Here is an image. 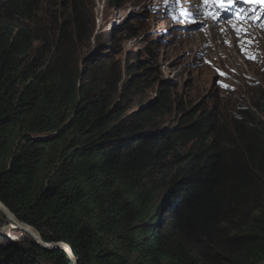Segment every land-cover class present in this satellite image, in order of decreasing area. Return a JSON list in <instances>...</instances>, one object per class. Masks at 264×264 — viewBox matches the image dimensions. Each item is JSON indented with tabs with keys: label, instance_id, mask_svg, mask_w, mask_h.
<instances>
[{
	"label": "trees",
	"instance_id": "1",
	"mask_svg": "<svg viewBox=\"0 0 264 264\" xmlns=\"http://www.w3.org/2000/svg\"><path fill=\"white\" fill-rule=\"evenodd\" d=\"M39 2L0 0V202L75 264H261L264 94L237 115L181 111L165 82L135 74L141 55L125 69L99 55L102 37L134 30L97 33L83 54L92 0H58L47 18ZM172 112L176 123L159 126ZM10 224L0 212V233ZM17 238L0 234V264L70 263Z\"/></svg>",
	"mask_w": 264,
	"mask_h": 264
},
{
	"label": "rangeland",
	"instance_id": "2",
	"mask_svg": "<svg viewBox=\"0 0 264 264\" xmlns=\"http://www.w3.org/2000/svg\"><path fill=\"white\" fill-rule=\"evenodd\" d=\"M108 1L92 0L96 29L90 39L91 44L83 49V54H87L93 44H100L97 43L96 33L124 25L134 30L136 35L116 39L114 43L102 37L104 45L99 49V55L109 56L114 64L124 69L126 56L130 55L129 57L132 58V53L141 55L145 65L135 74L145 73L144 80H166L165 85L171 89L173 102L180 106L181 111L190 110L196 105L199 108L206 104L212 109H217L224 116L237 115L238 103L251 104L256 95L264 94V58L261 64V61L256 63L245 61L239 55L235 44L231 46L222 41V37H225L226 41H229V38L223 33L220 34L217 27L212 29L214 33L212 42L211 38H207L198 27L186 26L185 19H176L173 13L172 16L171 9H162L164 13L162 15L160 0H110L111 5H108ZM57 2L58 0H40L38 15L47 18L50 13L55 14ZM178 4L190 5L187 0H178ZM198 33L204 34L203 37L202 35L198 37ZM194 34L202 42L196 37L192 38ZM193 41L197 43L194 46ZM212 43H215V46ZM215 47L217 52L214 50ZM261 48L264 52V38L261 41ZM205 57H209L221 68L229 66L233 71L238 70L236 71L238 74H235L233 79L224 80L233 89L224 90L217 85L216 81L222 78L212 67L203 62ZM133 61L132 59L129 62ZM79 68L83 70L81 62ZM248 75L252 77L250 83L246 79ZM131 77L124 73V79ZM235 85L236 89H234ZM156 89H158L157 82L145 89L144 94L137 99L139 106L155 99ZM179 115L177 112L164 115L158 120L159 126H173ZM9 222L11 230L8 228L6 233L0 234H5L8 240L18 239L20 231L24 230ZM0 241L5 242L4 239ZM261 264H264V260Z\"/></svg>",
	"mask_w": 264,
	"mask_h": 264
},
{
	"label": "clouds",
	"instance_id": "3",
	"mask_svg": "<svg viewBox=\"0 0 264 264\" xmlns=\"http://www.w3.org/2000/svg\"><path fill=\"white\" fill-rule=\"evenodd\" d=\"M187 1L190 5L181 6L178 4V0L171 2L160 0V11L164 15L162 9H171L172 12L170 10V13H173L176 19H185L184 25L186 26L198 27L202 33L206 34L207 38H211L210 41L212 42L214 38L212 29L217 27L220 34L223 33L229 38V41H226V38L221 36L222 41L231 46L235 44L239 55L245 61L253 63L261 61L260 64L263 63L264 52L261 48V41L264 38V0H233L231 4L226 6H221L215 0H208L207 3L204 0ZM212 44L215 46V43ZM214 50L217 52L216 47ZM203 62L210 68L212 67L217 75L222 78L216 81L220 88L224 90L233 89L224 80L233 79L235 74H238L236 72L238 70L233 71L229 66L226 68L216 66L209 57H205ZM246 79L249 83L252 81V77L249 75ZM161 82H166V80H161ZM234 89H236V85Z\"/></svg>",
	"mask_w": 264,
	"mask_h": 264
},
{
	"label": "water",
	"instance_id": "4",
	"mask_svg": "<svg viewBox=\"0 0 264 264\" xmlns=\"http://www.w3.org/2000/svg\"><path fill=\"white\" fill-rule=\"evenodd\" d=\"M151 102V101H150ZM149 102V103H150ZM148 103V104H149ZM146 105V104H145ZM144 107V105L142 106ZM1 207H3L4 209H2ZM0 212L9 220L11 221L15 227L17 228H20L22 230H24L25 232L28 233V235L39 245L41 246L44 250L46 251H53V250H56V249H60L62 251H64L67 255H68V258L70 260V263L73 261V264L76 263V259L74 258L72 252H71V249L70 247L63 243V242H54V243H45L42 241L41 238L39 239H36L31 233H29V231L27 229H25L24 227H22L21 225H25L26 227L28 228H31V226L27 225V224H23L22 222H20L1 202H0ZM32 229V228H31ZM36 231V230H35ZM39 235V234H38ZM40 237V235H39Z\"/></svg>",
	"mask_w": 264,
	"mask_h": 264
},
{
	"label": "bare ground",
	"instance_id": "5",
	"mask_svg": "<svg viewBox=\"0 0 264 264\" xmlns=\"http://www.w3.org/2000/svg\"><path fill=\"white\" fill-rule=\"evenodd\" d=\"M210 32H211V30H210ZM200 35H202V37H203V35L204 34H202V33H198V37H200ZM196 37V35L194 34V36L192 37V38H195ZM198 37H196L198 40H200V42H202V40L201 39H199ZM195 44H197V43H195L194 41H193V43H192V45L194 46ZM224 55L225 56H228L226 53H224ZM2 209H4L3 207H1ZM5 210V209H4ZM22 227H24L25 229H27L28 231H29V233H31L36 239H39L40 237H39V235H38V233L34 230V229H31V228H28V227H26L25 225H21ZM20 229V228H19ZM71 264H73V261L71 262Z\"/></svg>",
	"mask_w": 264,
	"mask_h": 264
},
{
	"label": "snow or ice",
	"instance_id": "6",
	"mask_svg": "<svg viewBox=\"0 0 264 264\" xmlns=\"http://www.w3.org/2000/svg\"><path fill=\"white\" fill-rule=\"evenodd\" d=\"M205 3L208 2V0H204ZM215 2L219 3L221 6H226L227 4H231L233 0H215ZM224 87H227L224 85Z\"/></svg>",
	"mask_w": 264,
	"mask_h": 264
}]
</instances>
